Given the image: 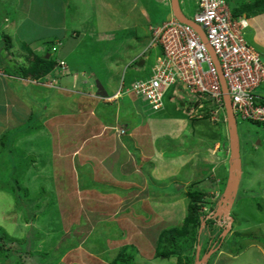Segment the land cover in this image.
Returning <instances> with one entry per match:
<instances>
[{
  "label": "rangeland",
  "instance_id": "374dc122",
  "mask_svg": "<svg viewBox=\"0 0 264 264\" xmlns=\"http://www.w3.org/2000/svg\"><path fill=\"white\" fill-rule=\"evenodd\" d=\"M55 1L0 0V17L19 19L14 23L19 26L17 32H21L17 35L14 31L4 34V41L8 42H4V45H8V49L16 48L23 43L29 44L38 40L48 31L56 32L61 29H65L69 41L75 39L78 42L76 39L79 35L81 38L84 36L85 38L82 39L85 42L84 44L80 42L81 45L76 48L74 56L82 55L85 56V61H95L90 64L103 74L101 78L106 80L109 90L115 88L114 84L119 82L123 73L112 82L113 75L107 74L110 70L109 62L112 61L111 55H106L103 47L98 45L106 43L104 40L110 36L113 37L108 31L111 32L112 27L122 21L127 27L126 32L141 37L145 32L144 26L147 28L145 21L158 23L160 20L168 19L171 12L169 0H105V7L102 5L103 0ZM181 1L184 3L180 5L179 2V8L181 7L185 17L190 19L194 4L191 0ZM61 3L65 14H57L55 11ZM229 3L237 4L236 0ZM107 7L117 10L111 19L108 17L111 12L107 14ZM90 21L93 27L87 24L91 23ZM95 28L96 32L92 33ZM114 34L115 41H110V43L115 42L113 47L115 50L112 53L116 52V55H120L125 37L118 32ZM118 34L123 37H118ZM75 41L70 45V50L74 48ZM143 41L144 46L134 51V55L129 60L130 64H133L136 55H140L146 48L148 42L146 39ZM20 49L17 48L16 53H20ZM58 55L59 53H54L53 59L55 60ZM146 55L148 62L151 63L161 55V49L157 47L149 49ZM67 65L64 62L61 69L63 73L66 72ZM131 69L132 67H129L126 70L127 76ZM52 84L50 82L49 86ZM119 87H124L121 82ZM174 91L179 90L174 89ZM173 94V89L167 93L168 96ZM14 103L15 109L11 113L19 114V116L15 114L16 123L13 130L17 133H14V137L20 135L19 142H24L25 138L30 136L31 141H29L30 145L25 142L20 144L18 155L14 156L15 160H0V245L2 247L0 264H110L113 256L119 252L133 254L132 264H177L179 259L182 260V264L186 259L193 264L196 250L203 256L207 248L215 245L216 237L220 236L223 230L208 220L207 224L201 227L202 216H199L200 226L193 235V228L188 221V194L202 191L207 194V198L213 196L217 200L222 195L228 176V163H224L225 158H229L228 140L227 146L224 145L222 148V143L215 141L217 138L215 132L222 137L225 136L226 126L212 125L203 118L198 119V122L194 121L195 119L189 117L180 105L179 109L187 117L188 122L185 124L193 130L196 136L193 137L196 140L193 144L192 141L185 142L184 148H173L171 150L173 152L166 150L165 152L168 158L173 157L171 153H180L184 158L189 156V160L185 163L186 170L182 171L186 176L181 179L185 184V196H180L181 190L173 185L169 186L168 181H155L152 178L151 169L155 166L160 170L161 167L166 166L167 160L156 159L148 166L150 170L147 171L139 162L144 175L151 179L149 181L144 177L150 183V192L155 191L156 196L161 197L160 203H163L164 207L171 209L175 207L182 214L179 218H175L176 214H170L169 217L166 214L165 223H162L161 215L158 216L151 211H145L148 214L142 212L144 210L138 199L141 198V194L135 192L127 193L120 204L114 202L110 205L108 200L111 198L106 194L111 193L112 190L110 189V192L109 185L98 181L73 180L68 192L65 189L61 191L62 189L56 186L57 180H53L54 173L47 160L50 154L47 137L36 134L37 139L34 140V135L31 133L41 129V122L45 119L42 108L48 107V103H42L44 107H40L33 102L32 109L28 111L24 108L27 107V103L29 104L26 98L21 97ZM0 118H2L1 113ZM168 122L166 126L162 125L163 130L167 131L173 125L184 124ZM236 123L242 173L230 213L234 224L231 225V233L224 238L225 243L223 242V250L225 246L228 247L226 249L234 257L229 260L224 259L219 254V248L210 256L207 264H264V255H260L257 249H246L248 245L246 242L250 238H255L254 242L264 246V225L261 224L264 223L262 222L264 221V131L255 124L240 120ZM10 130L12 131V128ZM162 138L159 144H166L170 149L171 144L167 136L163 134ZM204 141L208 142L207 147L204 146ZM259 141L261 145L254 151L253 144ZM11 142L12 136H9L5 145L8 146ZM31 153L34 154L33 157ZM183 161L185 160H181V163ZM140 167L138 166L139 169ZM178 167L180 166L176 164L175 168ZM75 170L73 168V172ZM132 179L133 182L136 181L135 175ZM77 183L79 187L76 186ZM239 218L242 219L241 224ZM117 220L120 223L116 222ZM35 232L39 234L36 240ZM126 238L130 242L129 245H126ZM31 243L33 246L30 247ZM131 248H134L135 252L130 253ZM169 253L172 255L166 258Z\"/></svg>",
  "mask_w": 264,
  "mask_h": 264
},
{
  "label": "crops",
  "instance_id": "0c3cea01",
  "mask_svg": "<svg viewBox=\"0 0 264 264\" xmlns=\"http://www.w3.org/2000/svg\"><path fill=\"white\" fill-rule=\"evenodd\" d=\"M57 1L60 2L59 0L55 2ZM104 1L102 5L105 7ZM178 1L180 5L184 3L181 0ZM191 1L193 2V0ZM249 1L236 0L237 4L234 5ZM228 2H232V0H228ZM32 4L34 5V3ZM50 4L53 3L50 2ZM106 10L107 14L111 12L109 14L110 16L107 15L110 19L111 16L117 13L116 9L111 10L109 7ZM106 10L104 11L106 12ZM55 11L57 14H65L62 3L58 8H55ZM171 15L172 13L170 12L168 19L160 20L158 23L156 21H145L144 23L147 24V28L144 26L145 32L141 37L131 32H126L127 27L122 24V21L116 24L115 27H112L111 32L108 31L113 37L110 36L104 40L107 44L104 42V44L98 45V47H103L105 54L111 55L110 60L112 61L109 62L110 70L107 71V74L113 75L111 82L123 73L118 81L124 86L119 87V82H117L114 84L115 88L111 90H109L110 87H107L106 80L101 78L103 74L97 70V67L91 66L90 63L95 61H85V56L83 57L82 55L74 56L78 45L84 44L85 40L82 39L85 38L84 36L81 38L79 35L80 38L78 37L76 39L78 42H76L75 39L72 41L68 40V36L65 35L67 34L65 29L56 30V32L48 31L45 36L31 41L29 44L23 43L16 48L6 49V45H4V42H6L4 41V34L13 31L17 32L19 26L14 21L19 19L5 16L0 17V113L2 116L0 118V160H15L14 156L18 155L17 152H19L20 144L24 142L29 144V141H31L30 136L25 138L24 142H19L21 139L20 135L17 134L18 136L16 138L14 137V133L16 132L13 130L14 124L16 123L15 114L19 116L18 113H13V115L11 113L15 109L14 102H18L21 97L26 98L29 104L27 103V107L24 106V108L27 111L32 109L31 105L33 102L36 105H40V107H44L42 103H48V107L42 108L45 112V119L41 122V129L35 133H31L34 135V140L37 139L36 134L47 137L50 149L47 160H49V165L51 164L52 172L54 173L53 180H57L56 182L58 183L56 186L60 187V190L62 189L61 191L66 190L68 192L69 187L73 185V180L77 182L79 180L98 181L110 186L109 191L111 192L112 190V192L106 194L108 198H111L108 200L110 205L114 202L120 204L122 198L124 199L127 193L135 192L139 195L141 194V198L138 199H140L141 208L144 210L142 212L145 214L151 211L158 214V216L161 215L162 223H165V218H167L165 217L166 214L168 217L170 214H176L175 218H179L182 215L179 213L180 211L175 207L172 209L170 207H164L163 203H160L161 197H157L155 191L150 192V183L147 181H151V179L144 175L139 165V162L143 164L146 169L145 171H147L150 170L148 166L154 163L156 159L167 160L166 166L161 167L160 170L156 169L155 166L151 169L152 178L155 181H168L169 186L173 185L178 187L179 191L181 190L179 193L180 196H185V184L182 183L181 179L186 176V173H182V171L186 170L187 164L185 163L189 160V156L184 158L181 157L182 154L180 153H177L178 155L171 153L170 155L173 157L168 158L165 150L171 151L173 148H181L185 142L192 141L191 144H193L195 143L196 138L194 137L196 136L193 130L188 127V124H185L188 122L187 117L179 109L180 104L176 102L174 94L173 96L167 95L170 89H173L174 92V88L171 87L164 92L162 98L163 110L157 113L151 112L146 103L134 94H121L122 92H119L120 88L122 90L128 89L133 82L149 78L152 67L161 55L149 63L148 56L146 55L148 52L146 46L140 55H136L133 64H130L131 62L129 63V60L134 55V51L144 46V39L149 42V27L166 22L171 18ZM242 17L247 22V26L243 30L244 39L259 54L264 64V13L251 18ZM90 22L87 24L93 27L92 21ZM86 25L85 27L88 26ZM96 30L95 28V31L92 33L96 32ZM117 32L124 34L125 37L124 42H122L123 47L120 48V55H116V52L112 53L115 50L113 49L115 42L110 43V41H115L114 36L116 37V35L114 33ZM20 33L17 32L15 35ZM119 36L123 37V35L118 34ZM74 41L76 44L74 43V48L70 50V45ZM96 44L92 45L94 46ZM136 44H138V47H136ZM49 46L52 48L50 51H47ZM53 47H56L55 52L52 51ZM60 47L63 49L59 50ZM17 48H21L20 53H16ZM26 48L36 57H44L47 60L53 59L54 53H59L55 60L53 59L55 61L53 70L36 81L30 78L22 79L20 76L21 67L24 65L28 66L26 59L28 57V51ZM57 61H64L68 64L65 73L56 64ZM126 67L127 69L132 67L128 76ZM50 82L53 83L51 86H49ZM255 93L264 98V81L256 89ZM168 121L184 124L173 125L167 131L163 130L161 128L162 125H165ZM194 121L198 122L199 120ZM189 126L195 128L193 125ZM10 128H12V131ZM262 130L264 131L263 128ZM122 131L123 134H121ZM163 134L167 136L171 144L170 149H168V145L166 144H159V140L163 139ZM9 136H12V142L6 146V141ZM204 143V146L207 147L208 142L204 141ZM260 145L261 142L259 141L257 144H253L252 149L254 151L258 150ZM33 155L31 153V157ZM225 159L224 163H227V157ZM181 160L185 161L181 163ZM176 164L180 166L177 169L175 168ZM73 168L77 171L75 170L73 172ZM79 174L82 176L80 177ZM133 175L136 178L134 182L132 179ZM136 175L140 176L136 177ZM144 177H147L148 180ZM142 181L143 183H141ZM168 184L166 187H168ZM217 185H219V182ZM76 186L79 187L78 183ZM117 193H119L118 197ZM201 193L203 192L201 191ZM241 220L239 218L240 224ZM116 222L120 223L119 220ZM261 224L264 225V223ZM254 241L255 238H250L246 242L248 244L246 249H257L259 254L263 256L264 246ZM129 244L130 242L126 238V245ZM226 248L228 247L225 246L223 250L222 245L219 254L224 259L229 260L234 256Z\"/></svg>",
  "mask_w": 264,
  "mask_h": 264
},
{
  "label": "built area",
  "instance_id": "2783aa9c",
  "mask_svg": "<svg viewBox=\"0 0 264 264\" xmlns=\"http://www.w3.org/2000/svg\"><path fill=\"white\" fill-rule=\"evenodd\" d=\"M193 2L190 19L179 8L191 25L181 23L171 15L166 22L150 26L147 49L160 48L161 56L152 67L149 78L135 81L128 89L120 88L119 92L134 94L151 112L157 113L163 110L164 92L173 87L179 90L174 91L176 102L189 117L226 126L219 69L235 122L240 120L264 129V98L255 93L264 81V64L244 39L246 20L233 17L225 0ZM52 51L55 52L56 48ZM212 57H215L218 68ZM56 64L61 69L64 66L63 61ZM210 201L206 198L200 213L206 215V219H212L222 230L227 228L226 218L212 217L208 206Z\"/></svg>",
  "mask_w": 264,
  "mask_h": 264
},
{
  "label": "trees",
  "instance_id": "16d2710c",
  "mask_svg": "<svg viewBox=\"0 0 264 264\" xmlns=\"http://www.w3.org/2000/svg\"><path fill=\"white\" fill-rule=\"evenodd\" d=\"M230 9H231V13L233 17H242L244 16L245 18H251L253 16H256L258 14H262L264 13V0H250L249 2H243L241 4L238 5H232L228 2V0H225ZM160 24L154 25V26H158ZM6 43H8L6 41ZM9 46H6V49H8ZM52 48V47H51ZM50 46L49 48H47V51H50ZM54 48V47H53ZM27 49V48H26ZM27 53H28V57L26 58L28 61V66L26 67H22L21 68V72H20V76L21 78H30L32 80H39L41 78H43L44 76H46L47 74H49L52 70L53 67L55 65V61L53 59H49L47 60L44 57H36L29 49H27ZM215 135H217L215 141H217V143L221 142L222 143V148L224 147V145L227 146V139L226 137L223 135V137L217 132H215ZM214 141V142H215ZM188 198H189V205H188V221L191 223V226L193 228V235H195L194 232L197 231V229L200 226V220L199 216H202V218L205 219V224L204 226L207 224V220L208 221H212V219H206L205 216L202 215V213H200V209L202 204L204 203V201L207 198V194L206 193H201L199 191H195L192 192L190 194H188ZM208 198H210L212 201H210V203H208V206H210V211H212L214 209V206L217 202V198L214 201V197L212 196H208ZM226 229V228H225ZM223 229V230H225ZM39 234L37 232H35L34 234V238L35 240L37 239V237ZM34 240V242H35ZM33 242V243H34ZM33 243L30 244V247L33 246ZM221 243L220 237H216L215 239V246L212 248H216L217 245H219ZM211 249L207 248L205 251V254ZM2 250V247L0 245V252ZM194 250V249H193ZM130 253L135 252L134 248L129 249ZM133 254L129 255L126 253H116L113 256V260L111 261L110 264H132L131 260H132V256ZM172 254H167L166 258L169 257ZM194 255V254H193ZM194 257V256H193ZM194 263V262H193ZM177 264H182V260H177ZM184 264H191L189 262V259H186Z\"/></svg>",
  "mask_w": 264,
  "mask_h": 264
},
{
  "label": "water",
  "instance_id": "95a60500",
  "mask_svg": "<svg viewBox=\"0 0 264 264\" xmlns=\"http://www.w3.org/2000/svg\"><path fill=\"white\" fill-rule=\"evenodd\" d=\"M170 9L171 13L176 20L181 23L190 24L191 23L181 14L179 9V1L178 0H170ZM215 65L218 68L217 61L215 57H212ZM219 80L223 90V99L225 105V114L227 121V132H228V150H229V158H228V176L225 188L223 190L222 195L217 200L214 209L212 210V217L216 219L226 218L228 220V227L223 230L222 234L219 236L221 243L217 245L214 249H211L200 257L198 250H196L194 255V263L193 264H207L210 256L221 246L223 245L224 238L229 235L232 231V223L234 219L231 217V209L234 204L240 179H241V161L239 154V143H238V134H237V125L235 122V118L231 111L230 101L226 93V88L224 85V81L221 77L220 71L218 69ZM205 224V220H201V227Z\"/></svg>",
  "mask_w": 264,
  "mask_h": 264
},
{
  "label": "clouds",
  "instance_id": "9594fccd",
  "mask_svg": "<svg viewBox=\"0 0 264 264\" xmlns=\"http://www.w3.org/2000/svg\"><path fill=\"white\" fill-rule=\"evenodd\" d=\"M57 46H60V45H57ZM56 48V47H55ZM237 124V123H236ZM256 125V124H255ZM225 126V125H224ZM261 127V126H260ZM226 131H227V125H226ZM226 139L228 140V132H226V135H225Z\"/></svg>",
  "mask_w": 264,
  "mask_h": 264
},
{
  "label": "flooded vegetation",
  "instance_id": "af4514ba",
  "mask_svg": "<svg viewBox=\"0 0 264 264\" xmlns=\"http://www.w3.org/2000/svg\"><path fill=\"white\" fill-rule=\"evenodd\" d=\"M200 257H202V256L200 255Z\"/></svg>",
  "mask_w": 264,
  "mask_h": 264
}]
</instances>
